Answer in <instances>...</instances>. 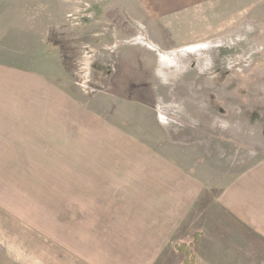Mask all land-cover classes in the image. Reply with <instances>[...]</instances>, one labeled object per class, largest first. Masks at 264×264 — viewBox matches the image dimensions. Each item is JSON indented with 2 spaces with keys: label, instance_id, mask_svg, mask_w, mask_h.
<instances>
[{
  "label": "rangeland",
  "instance_id": "obj_1",
  "mask_svg": "<svg viewBox=\"0 0 264 264\" xmlns=\"http://www.w3.org/2000/svg\"><path fill=\"white\" fill-rule=\"evenodd\" d=\"M0 65L116 127L125 168L169 170L185 244L224 187L264 166V0H0Z\"/></svg>",
  "mask_w": 264,
  "mask_h": 264
},
{
  "label": "crops",
  "instance_id": "obj_2",
  "mask_svg": "<svg viewBox=\"0 0 264 264\" xmlns=\"http://www.w3.org/2000/svg\"><path fill=\"white\" fill-rule=\"evenodd\" d=\"M116 134L44 75L0 65V264H182L169 247L191 240L184 187L169 170L125 168ZM217 201L193 231L195 264H264V166Z\"/></svg>",
  "mask_w": 264,
  "mask_h": 264
},
{
  "label": "trees",
  "instance_id": "obj_3",
  "mask_svg": "<svg viewBox=\"0 0 264 264\" xmlns=\"http://www.w3.org/2000/svg\"><path fill=\"white\" fill-rule=\"evenodd\" d=\"M195 236L194 241L190 244H177L176 250H178L184 256L182 264H195L196 256L193 251V244L195 243Z\"/></svg>",
  "mask_w": 264,
  "mask_h": 264
}]
</instances>
